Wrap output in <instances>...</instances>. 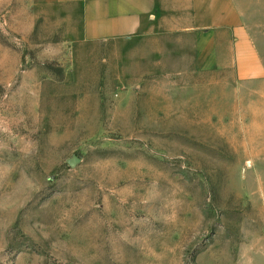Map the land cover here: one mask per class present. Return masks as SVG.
Instances as JSON below:
<instances>
[{
	"label": "rangeland",
	"instance_id": "obj_1",
	"mask_svg": "<svg viewBox=\"0 0 264 264\" xmlns=\"http://www.w3.org/2000/svg\"><path fill=\"white\" fill-rule=\"evenodd\" d=\"M42 1L0 0V264H264V0L242 70Z\"/></svg>",
	"mask_w": 264,
	"mask_h": 264
},
{
	"label": "crops",
	"instance_id": "obj_2",
	"mask_svg": "<svg viewBox=\"0 0 264 264\" xmlns=\"http://www.w3.org/2000/svg\"><path fill=\"white\" fill-rule=\"evenodd\" d=\"M244 1L254 0H43L41 4L54 17L70 19L73 35L85 42L139 43L156 38L161 50L160 39L165 38L166 50L173 54L188 41L191 65L233 64L242 70L245 62L255 64L256 58L243 22ZM228 49L234 52L233 61L223 58Z\"/></svg>",
	"mask_w": 264,
	"mask_h": 264
},
{
	"label": "water",
	"instance_id": "obj_3",
	"mask_svg": "<svg viewBox=\"0 0 264 264\" xmlns=\"http://www.w3.org/2000/svg\"><path fill=\"white\" fill-rule=\"evenodd\" d=\"M80 161V158L78 156H74L71 159H69V163L71 166H75Z\"/></svg>",
	"mask_w": 264,
	"mask_h": 264
}]
</instances>
